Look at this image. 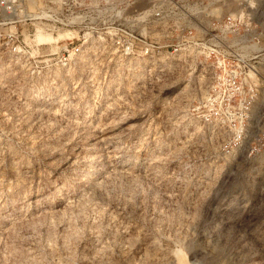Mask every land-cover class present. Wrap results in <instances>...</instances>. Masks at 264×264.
Instances as JSON below:
<instances>
[{
    "label": "rangeland",
    "instance_id": "obj_1",
    "mask_svg": "<svg viewBox=\"0 0 264 264\" xmlns=\"http://www.w3.org/2000/svg\"><path fill=\"white\" fill-rule=\"evenodd\" d=\"M103 6L18 0L22 21L0 28L20 42L0 41V264H264V0L147 4L152 84L127 77L94 105L88 59L60 56L100 57ZM231 14L257 87L234 153L195 110L208 71L198 42ZM38 31L62 36L52 46Z\"/></svg>",
    "mask_w": 264,
    "mask_h": 264
},
{
    "label": "built area",
    "instance_id": "obj_2",
    "mask_svg": "<svg viewBox=\"0 0 264 264\" xmlns=\"http://www.w3.org/2000/svg\"><path fill=\"white\" fill-rule=\"evenodd\" d=\"M100 1L104 2L103 9L109 17L104 24L105 27H102L107 29L103 33L108 35H106L105 44L99 46L101 48L98 52L100 57L91 60L88 54L79 53V46H75L70 54L65 55L68 51L67 45L60 56L62 65L69 68L78 63L75 58L72 59L74 55L80 54L88 59L84 60L87 64L90 63L85 83L90 88V99L94 105L104 96L106 90L111 91L112 88L119 90L127 77H129L128 82L136 84L137 88L150 86L156 66L155 56L160 53L155 50L156 46L152 41L138 31L139 25L144 23L140 20L145 17L142 16L143 9L147 4H152L156 0ZM17 2L18 0H0V28L22 21L21 9L16 8ZM155 15L158 16V12ZM232 17H234L233 14L226 17H214L212 23L215 26L212 31L205 32L200 37L198 46L203 55V67L206 66L208 70L206 71L207 86L204 96L195 107L197 116L202 122L208 126L212 125L215 131H220L219 135L224 138V141L228 138L226 146L229 153H234V149L243 141L250 120L252 104L257 97L255 76L250 70L252 66L248 52L246 53L247 46L237 45L233 40ZM145 27L144 24L142 31ZM207 34H209L208 38H206ZM18 37L17 30L5 33L0 30V41L3 45L5 44L6 49L12 46L13 49L19 50ZM106 57L110 58L108 62ZM105 64L106 66L115 65L112 68L116 77L111 80L110 85V81L105 80L107 71L104 70ZM159 72L165 74L163 69ZM104 86L105 90H103Z\"/></svg>",
    "mask_w": 264,
    "mask_h": 264
},
{
    "label": "bare ground",
    "instance_id": "obj_3",
    "mask_svg": "<svg viewBox=\"0 0 264 264\" xmlns=\"http://www.w3.org/2000/svg\"><path fill=\"white\" fill-rule=\"evenodd\" d=\"M43 30V29H42ZM47 31V30H46ZM62 35H59L58 37H54V36H52L51 34H49L48 32H46V33H44V32H42V31H38L37 33H36V40L38 41V42H42V43H49V44H51L52 46H53V44L54 43H56V42H58V39L61 37ZM35 40V39H34ZM35 43H37L36 41H35ZM51 47V46H50ZM55 47V46H54ZM59 47V46H58ZM54 49V48H53ZM52 49V50H53ZM179 259L181 260L182 259V257H180V255H179Z\"/></svg>",
    "mask_w": 264,
    "mask_h": 264
}]
</instances>
